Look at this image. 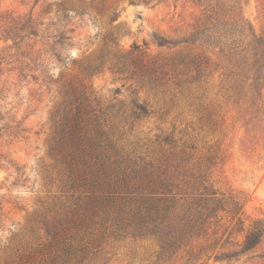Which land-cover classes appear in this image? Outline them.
<instances>
[{"label":"rangeland","instance_id":"obj_1","mask_svg":"<svg viewBox=\"0 0 264 264\" xmlns=\"http://www.w3.org/2000/svg\"><path fill=\"white\" fill-rule=\"evenodd\" d=\"M234 1L235 14L264 39V0ZM200 14L192 0H0V264H12L17 248L42 237L44 220L73 205L50 150L70 79H86L88 91L107 104L122 101L128 110L134 100L147 105L151 117L127 129L120 145L154 160L162 151L179 156L176 164L186 181L203 182L218 192L214 201L224 204L208 240L194 241L173 261L159 260L151 238L129 236L110 239L87 264H264V244L240 261L216 259L239 247L255 221H264V88L258 92L249 83L232 89L215 66L192 71L165 66L188 50L155 43V35L180 38ZM12 18L34 20L43 38L68 37L65 42L73 47L61 52L66 67L53 64L46 70L57 82L44 83L38 73L36 79L29 72L19 76L21 51L36 55L43 46L35 47L40 38H25L19 52L12 41L5 42L2 21ZM134 46L155 69L163 66L157 82L130 78L122 67L111 70L114 55L126 56ZM107 53L109 62L100 73H81ZM157 137L161 144L153 143ZM237 203L240 209L233 214Z\"/></svg>","mask_w":264,"mask_h":264},{"label":"trees","instance_id":"obj_2","mask_svg":"<svg viewBox=\"0 0 264 264\" xmlns=\"http://www.w3.org/2000/svg\"><path fill=\"white\" fill-rule=\"evenodd\" d=\"M192 2L201 7V14L183 36H154L160 48L188 50L165 66L187 71L215 66L223 71L224 80L232 89L243 90L250 83L261 92L264 39L254 33L240 14H235L239 10L233 7L235 1ZM63 11L64 17L69 18L70 11ZM84 12V8L77 11L79 15ZM2 22L6 34L3 40L12 41L19 52L25 38H40L35 47L38 42L43 46L36 55L21 51L19 76L27 78V72L38 73V77H45L44 83L57 82V77L46 70L53 64L66 67L61 52L65 46L73 47L65 42L68 37L60 33L58 38H43L38 24L29 18ZM112 42L116 44L114 38ZM194 49L200 53H193ZM106 55L81 67V73H100L109 62L106 58L110 53ZM113 61L111 70L122 67L119 70L124 69L130 78L139 77L146 82H157L156 74L163 69H155L153 63L146 62L138 46L126 56L115 54ZM32 78L36 79L34 74ZM85 80L70 79L65 85L64 103L58 112L50 148L60 166L64 192L73 197V205L57 212L53 219L44 220L42 237L33 245L17 248L12 264H87L102 253L110 239L129 236L151 238L159 246V260L170 262L194 241L208 240L218 211L224 206L223 199L214 201L218 192L203 182L186 181L185 170L176 164L179 156L162 151L154 160L126 152L120 145L125 142L126 130L152 113L138 100L131 102L129 110L122 101L107 104L88 91ZM159 140L157 137L153 143L161 144ZM184 158L181 154L180 159ZM237 205L233 214L240 209ZM242 231L238 229L239 233ZM263 244L264 221L257 220L239 247L222 252L216 259L240 261Z\"/></svg>","mask_w":264,"mask_h":264}]
</instances>
